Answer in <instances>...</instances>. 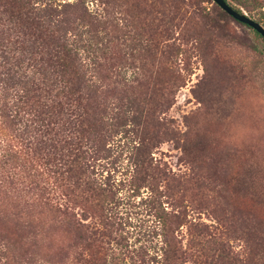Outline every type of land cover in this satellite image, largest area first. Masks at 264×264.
<instances>
[{"label":"trees","instance_id":"trees-1","mask_svg":"<svg viewBox=\"0 0 264 264\" xmlns=\"http://www.w3.org/2000/svg\"><path fill=\"white\" fill-rule=\"evenodd\" d=\"M224 1L264 29V0ZM182 5L0 0L3 264L223 263L212 183L165 116L191 74L169 43ZM164 143L183 170L157 157Z\"/></svg>","mask_w":264,"mask_h":264},{"label":"rangeland","instance_id":"rangeland-1","mask_svg":"<svg viewBox=\"0 0 264 264\" xmlns=\"http://www.w3.org/2000/svg\"><path fill=\"white\" fill-rule=\"evenodd\" d=\"M184 3L175 13L181 21H175L186 28L169 43L184 50L178 59L186 56L191 74L165 116L185 133L187 159L212 183L210 202L222 219V264H264V45L212 0ZM168 77L165 72L160 78ZM156 155L173 171L183 170L172 143L160 145ZM13 205L0 190V217L11 219ZM201 220L212 222L203 215Z\"/></svg>","mask_w":264,"mask_h":264},{"label":"water","instance_id":"water-1","mask_svg":"<svg viewBox=\"0 0 264 264\" xmlns=\"http://www.w3.org/2000/svg\"><path fill=\"white\" fill-rule=\"evenodd\" d=\"M212 2L233 21L252 29L264 41V29L259 23L255 22L253 19H250L245 14L236 12L230 6H228L224 0H212Z\"/></svg>","mask_w":264,"mask_h":264}]
</instances>
